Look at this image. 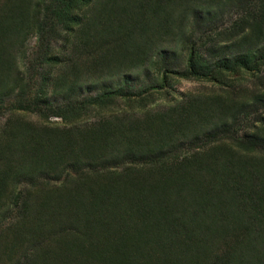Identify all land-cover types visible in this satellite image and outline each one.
<instances>
[{"label":"trees","instance_id":"trees-1","mask_svg":"<svg viewBox=\"0 0 264 264\" xmlns=\"http://www.w3.org/2000/svg\"><path fill=\"white\" fill-rule=\"evenodd\" d=\"M19 1L0 0V87L9 85L1 108H17L10 97L25 81L17 59L30 31L39 63H75L77 79H100L115 66L120 81L63 106L46 104L42 89L18 111L34 108L41 119L59 115L64 123L14 129L10 120L16 134L0 131V195L10 180L16 191L8 209L21 210L0 264H264V85L239 90L231 81L258 70L264 54L211 66L186 42L183 65L161 69L147 89L135 90L131 72L156 57L165 64V47L154 45L162 37L180 39L228 4L248 11L250 0H36L31 13ZM257 1L245 42L264 36V0ZM173 76L211 84L213 94L181 95L154 114L141 108L144 119L116 116L126 112L120 105L131 111V103L142 107L167 91ZM48 83L58 92V79ZM85 85L68 84L73 93ZM248 93L240 103L230 98ZM117 98L126 105L114 103L113 119L91 122L93 110Z\"/></svg>","mask_w":264,"mask_h":264},{"label":"rangeland","instance_id":"rangeland-1","mask_svg":"<svg viewBox=\"0 0 264 264\" xmlns=\"http://www.w3.org/2000/svg\"><path fill=\"white\" fill-rule=\"evenodd\" d=\"M35 1L36 0H20L17 2V4H22L23 2L25 8H27L28 12L31 13L34 8L33 4ZM260 3L261 1L258 2L257 0H250L248 11L238 8L236 3L228 4V6H223L214 14L208 15L206 17V21L202 20L199 26L194 28L192 31H189L186 36L176 39V35L171 34L170 37H162L159 42L156 41L154 43L155 46L159 45L160 47H165L164 50H162L164 53H166V60H164L165 64H163L161 61L162 59H158L156 57L155 60H153V63H150V65L148 64V66L145 65L146 67L143 66V69L132 67L131 72L134 74V79L132 81L135 84V90H145L147 87L154 85V83L160 78L159 72L163 68H167L169 66L171 69H179L181 65H183L182 60H184V55L186 52L184 51L186 42H189L187 43V46L191 45L196 47V50L201 53L204 62L211 66L217 63V61L220 59L224 60L225 57H229L231 55L238 56L246 53H252L254 61L261 60L260 57H262L264 54V36L262 35L259 40H254V38H251L249 42L248 40L245 42V39H248L250 33L252 32L251 28H249L247 24L252 23V15L254 12H257L261 9ZM12 5L17 7L15 3ZM243 31H246V33ZM188 35L191 36L188 37ZM234 37L238 38V41H235L233 39ZM38 47L39 44L36 33L30 31L26 35L25 41L22 42L19 58L17 59V72L25 79V81L17 88V92L12 94L10 97L11 102H14L17 108L13 107V105L5 106V108L0 107V131L6 129L8 130L9 134H16V132H13L12 129L7 128V126L10 124V120L11 127L14 129H17L18 126H21V123L36 127H45L46 125L49 127L48 125H54L58 123L63 124L64 120L62 117H59V115L50 116L49 114L43 113L45 118L41 119L39 114H37L38 112L34 111V108L24 112L18 111V108H21L20 106L25 108L28 106L30 107L31 105L29 104V101L32 100L36 93L39 94V91L42 89L43 91L48 90V94L44 99L46 104L63 106L69 101L84 99V97L87 95H97L99 91H102L103 87H108L114 83L117 85L120 81V78H116V75H118V70H116L115 66L108 68L106 73H104L100 79L95 78L96 75L93 77L86 76L84 78L82 77L77 79L76 77L81 76V74L79 72L80 67H75V63H72L73 67H70L71 64L68 66L62 65L64 68L62 66L54 68L51 64L39 63L36 60ZM72 59L74 58L68 57L67 60L70 61ZM261 62L262 64H260L258 70L251 71L249 73H240L238 76L231 79L236 89L243 90L247 88L249 90H253L255 86L262 85V83L264 85V60H261ZM54 78L58 79L59 85L61 86L60 87L58 85V92H55L54 86L49 85L50 83H48ZM87 80H92V83H87ZM110 80L115 82H110ZM169 81L170 86L167 91L163 90L159 93H152L153 96L149 97L148 100H145L142 107L140 104L137 106L134 102L131 103L129 105L131 107V111L124 105H120L122 110H124V108L126 109V112L121 111L120 113H122V115L116 116H118L119 119H123L127 116H132L135 114L137 116L136 118L144 119L146 115L145 117L142 116L143 113L140 110L141 108L144 109V113L151 110L152 112L150 114L163 112V110L166 109L167 104L175 102V99H180L181 95L193 94L198 98V96H210L214 91V87L211 84H207L199 80H183L173 76ZM74 82L86 83L84 90L73 93L69 89L68 84L71 85ZM5 86L6 87H0V91L7 92V87H9V85L6 84ZM24 86H27L26 90L28 91V94L26 95L22 105H20L16 98L18 92H20V89H22ZM252 96L253 95L249 93L244 95L234 94L230 98L232 102L240 103L246 101L247 98H252ZM10 100L7 99L6 101ZM120 101H122V99L117 98L115 99V102L111 101L109 103L107 109L104 108L100 111L98 109L93 110L89 119H91V122H96L103 117H112L113 119V117H115V113L117 112L115 110L116 107L113 108L116 105L114 103H118ZM45 103H43V105H46ZM258 108L260 112L264 111L263 107L259 106ZM253 116L255 115L252 114L250 118ZM239 124L238 134L239 136H242V133L245 131L244 128L247 124V120L244 116L239 117ZM187 147L189 148L190 146L188 145ZM79 167H82L81 164ZM70 170L71 172H75L73 167L70 168ZM7 182L8 184L5 186L7 193L3 190L5 193L0 195V210L3 212L4 210H7V213L4 216H0V236L2 237V244L0 247H2V250H5L8 247L6 239L11 240L14 237L15 232L18 230L15 222H17L18 218H20L21 212L20 209L18 210L16 208L8 209V196L12 192V189L16 191V186L10 180H7ZM20 191V189L17 190L18 193Z\"/></svg>","mask_w":264,"mask_h":264}]
</instances>
